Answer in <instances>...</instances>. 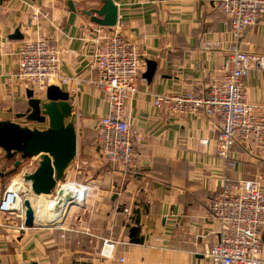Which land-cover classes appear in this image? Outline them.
Here are the masks:
<instances>
[{
	"label": "crops",
	"instance_id": "0c3cea01",
	"mask_svg": "<svg viewBox=\"0 0 264 264\" xmlns=\"http://www.w3.org/2000/svg\"><path fill=\"white\" fill-rule=\"evenodd\" d=\"M104 1L0 0V120H18L28 108L17 76L23 44L44 39L56 46L62 63L54 85L74 97L77 114L78 156L66 179L79 190L78 210L53 217L55 223L46 220L50 206L44 216L35 210V227L21 232L0 213V264H211L207 253L218 242V227L208 219L213 198L227 179L259 180L264 193V150L237 144L236 166L229 167L217 154V118L179 116L153 101L192 88L206 93L235 37L213 0H112L118 23L111 28L144 63L126 110L138 166H113L97 150V126L109 102L93 68L100 26L88 15ZM241 49L264 56V20L247 29ZM147 61L157 64L152 81L145 79ZM245 84L248 102L264 106V70H252ZM132 228L139 244L131 242ZM105 240L115 242L110 259L101 256Z\"/></svg>",
	"mask_w": 264,
	"mask_h": 264
},
{
	"label": "built area",
	"instance_id": "2783aa9c",
	"mask_svg": "<svg viewBox=\"0 0 264 264\" xmlns=\"http://www.w3.org/2000/svg\"><path fill=\"white\" fill-rule=\"evenodd\" d=\"M213 6L225 18L235 37L224 65L206 93L192 88L177 95H156L153 105L157 110L166 109L179 116L204 114L217 118L220 121L217 154L234 168L236 162L231 155L237 144L264 150V106L248 102L245 84L252 70H264V56L241 49L247 29L264 20V0H213ZM96 32L93 68L109 102V113L97 126V150L110 165L136 168L139 155L126 110L128 99L137 92L144 63L133 45L118 31L100 26ZM61 63L56 46L44 39L28 41L19 51L17 76L35 94L45 93L60 80ZM85 165L81 162L78 170ZM33 171L25 170L22 179ZM58 190L59 187L53 196L55 199ZM27 194H32L30 183L23 186L12 182L0 202V213L14 218L20 232L26 230L24 202ZM208 219L218 227V242L207 253L211 264H264V193L259 180L232 182L227 179L213 198ZM114 247L115 242L105 240L101 256L112 258Z\"/></svg>",
	"mask_w": 264,
	"mask_h": 264
},
{
	"label": "water",
	"instance_id": "95a60500",
	"mask_svg": "<svg viewBox=\"0 0 264 264\" xmlns=\"http://www.w3.org/2000/svg\"><path fill=\"white\" fill-rule=\"evenodd\" d=\"M91 14L97 16L93 17V22L101 27L111 28L118 23V8L112 0H105L101 9L88 12ZM15 38L22 39L23 36L17 34ZM147 66L145 79L152 81L157 64L147 61ZM26 94V112L18 114L15 121L0 120V149L5 153L6 161H14L16 168L24 161L39 159L35 171L25 174L23 179L30 183L34 195L54 196L78 156L74 97L55 85L47 88L43 98H36L35 92L29 88ZM37 125H43V128ZM63 195L64 191L59 187L56 199ZM24 206L25 228H34L36 215L31 201L26 199ZM130 239L132 243L139 244L137 228L131 229Z\"/></svg>",
	"mask_w": 264,
	"mask_h": 264
},
{
	"label": "rangeland",
	"instance_id": "374dc122",
	"mask_svg": "<svg viewBox=\"0 0 264 264\" xmlns=\"http://www.w3.org/2000/svg\"><path fill=\"white\" fill-rule=\"evenodd\" d=\"M19 158V157H18ZM18 160V159H17ZM36 160H34V164L30 165L31 161L33 160H29V161H24L22 162V164L19 166V167H15V163L14 161H6L5 159V153L0 149V202L2 200V197H3V194L5 193V191L10 187L11 183L14 181H18L19 178H22V173L25 171V170H29V169H32L35 171V169L37 168L38 164L36 163ZM33 171V172H34ZM66 184H72V185H76L73 182H69L67 179L66 180H63L61 183H59V187H63L64 185ZM77 186V185H76ZM43 201L42 200H38V201H35L33 202L32 204L35 206V210H38L40 214L44 213V209H45V206L41 208V205L43 204L42 203ZM48 206V205H47ZM52 206V205H51ZM75 209H73V211H76L78 210L77 208L79 207V205H73ZM72 206V207H73ZM43 215V214H42ZM44 216V215H43ZM66 217V216H65ZM58 217H55V221H58L60 219H57ZM53 217H48L46 216V220L47 221H50L49 223H54L52 221ZM65 219V218H64ZM64 222V220H63ZM41 226H43L44 228H54V227H58V226H61L62 224H44V223H40Z\"/></svg>",
	"mask_w": 264,
	"mask_h": 264
},
{
	"label": "bare ground",
	"instance_id": "6f19581e",
	"mask_svg": "<svg viewBox=\"0 0 264 264\" xmlns=\"http://www.w3.org/2000/svg\"><path fill=\"white\" fill-rule=\"evenodd\" d=\"M14 183L15 184L17 183V184L24 186V184L26 182L24 181V179L19 178L18 181L14 182ZM62 189L64 191V195L62 196V198H60L58 200L55 199L53 196H46V195L36 196L33 193L27 194L26 199H29L31 202L42 200L43 204L41 205V208L44 207L45 205L50 206L49 217H51V216L54 218L59 217L62 219L66 215L67 211L73 206L71 203H74V205L75 204L77 205V203L79 201V190L76 187L66 184L62 187ZM32 206H33V204H32ZM34 207L35 206H33V208ZM34 210H35V208H34ZM58 221H60V220H58Z\"/></svg>",
	"mask_w": 264,
	"mask_h": 264
}]
</instances>
